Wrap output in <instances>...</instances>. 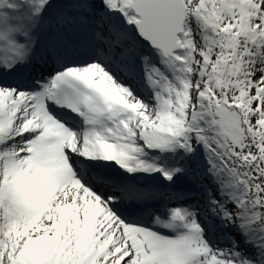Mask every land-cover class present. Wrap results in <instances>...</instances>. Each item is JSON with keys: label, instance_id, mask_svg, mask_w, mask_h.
<instances>
[{"label": "snow or ice", "instance_id": "1", "mask_svg": "<svg viewBox=\"0 0 264 264\" xmlns=\"http://www.w3.org/2000/svg\"><path fill=\"white\" fill-rule=\"evenodd\" d=\"M0 264H264V0H0Z\"/></svg>", "mask_w": 264, "mask_h": 264}]
</instances>
